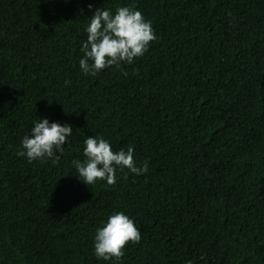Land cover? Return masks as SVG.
<instances>
[{
  "label": "trees",
  "instance_id": "1",
  "mask_svg": "<svg viewBox=\"0 0 264 264\" xmlns=\"http://www.w3.org/2000/svg\"><path fill=\"white\" fill-rule=\"evenodd\" d=\"M118 6L156 39L86 76L88 17ZM40 117L73 127L58 162L16 155ZM90 135L147 173L85 184ZM114 211L141 240L104 261L93 238ZM188 261L264 264V0H0V264Z\"/></svg>",
  "mask_w": 264,
  "mask_h": 264
},
{
  "label": "clouds",
  "instance_id": "2",
  "mask_svg": "<svg viewBox=\"0 0 264 264\" xmlns=\"http://www.w3.org/2000/svg\"><path fill=\"white\" fill-rule=\"evenodd\" d=\"M88 7L92 9L93 6L89 4ZM88 18L84 27L86 40L81 46L83 56L79 60L80 71L86 76L94 77L101 70L119 67L122 63L132 64L134 58L143 56L150 42L156 39L151 22L132 6H118L115 10L97 7ZM72 133V125L40 117L33 120L30 132L22 138L16 155L29 162L44 159L58 162ZM134 151L132 146L113 151L108 139L99 135L87 136L83 140V159L72 161L77 173L75 176L90 186L98 181L115 184L116 172L125 168L136 176L147 173L148 161L138 166L134 161ZM93 239L96 258L108 261L121 257L129 242L138 243L141 231L124 212L114 211L106 221H101Z\"/></svg>",
  "mask_w": 264,
  "mask_h": 264
}]
</instances>
